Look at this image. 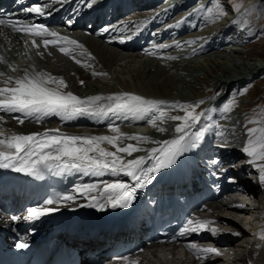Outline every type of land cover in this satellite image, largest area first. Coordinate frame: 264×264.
I'll return each mask as SVG.
<instances>
[{
  "label": "bare ground",
  "instance_id": "obj_1",
  "mask_svg": "<svg viewBox=\"0 0 264 264\" xmlns=\"http://www.w3.org/2000/svg\"><path fill=\"white\" fill-rule=\"evenodd\" d=\"M212 1L196 0L194 2H204V4L198 9L196 15L190 16L188 19L189 25L180 21L186 12L178 13V9L174 7L167 8L165 1H156L138 11H129L125 14L122 12L123 15L117 20L118 26L116 29L124 30L126 27L132 29L138 25L145 26V33L149 31L156 32L155 39L160 41L165 40L170 31L181 29L175 38L180 39L182 49H186L188 46L190 49L196 46L193 41L213 37L216 33V30H214L216 27V29L218 27L225 28L221 31L224 35L234 32L233 22L227 27L225 25L230 22L227 17L219 20V22L216 17L205 19L209 8L215 7ZM64 8L71 11L76 6ZM174 17H178L177 20ZM196 18L198 19L196 20ZM204 19L208 21L206 22ZM165 20H172L174 25L170 31H165L162 34L158 30L163 27ZM211 20H216V24H212ZM201 21L209 27H203L204 24ZM247 21L242 24L253 33L254 36L249 38L253 39L252 42L255 44H261L263 39L256 36L258 31L263 30L261 22L259 21L256 29H254L251 27V23ZM177 32L174 31L173 33L176 34ZM244 32L245 30H242L241 33ZM59 35L78 41L77 36ZM5 36L0 33V42L4 45L7 41ZM23 38L32 40L33 36L24 35ZM97 41L90 37L84 41V48L95 59H91L87 55L80 56L77 54V59L81 61V64H77L71 56L62 53L57 46L49 45L44 48L42 41L36 52L39 53L41 61H43V64L40 65L45 67L44 70L54 73V76L63 77L66 81L68 88L64 91H71L81 98L139 93L142 97L165 101L166 103L160 107L165 111L166 117L185 115L180 108L171 107L174 103L196 104L199 101H204L194 110L196 114L203 111L200 122L189 131L195 132L203 126L212 125L197 148L178 157L176 164L172 167L154 173L155 178L151 184L143 189H137L132 207L140 211H144L146 208L151 210V207L159 208L169 203L172 195H174L181 198L185 205H191L190 210L193 212L194 222L211 221L208 228H215L217 231L215 233L208 232V230L188 231L183 234L178 243L182 247L173 245L167 248L168 251H150L147 255L146 250H144L133 256L137 261L128 260L117 264H264V243L261 244V239H259L261 232H264V184L259 181L258 169L248 163L250 157L242 151L249 138L247 129L264 128L263 56L260 60L253 61L250 57L256 53L252 49L223 52L222 54L217 53L216 49H197L199 54L205 55V57L201 55L200 58L202 59L198 62L194 61L198 56L189 58L190 55H187L184 57V59L188 58L185 64H162L155 62V59L154 61L146 60L139 53H121L118 50L106 47L104 44H99ZM15 44L14 50H12L13 48L10 49L13 56L12 54L9 56H11V67L13 66L17 71L9 74L10 65L3 60V63L7 64V68L4 70L7 73L0 75L1 88L11 87L12 84L7 83L8 78L11 77L14 81L16 78L23 76L25 70L28 72H44L37 65L33 69V65L35 66L39 61L35 59L36 52L33 50L32 42V47L21 39L20 41L15 39ZM235 44L237 43L225 41L220 46L222 48H232ZM173 51L167 50L162 52V55L164 57L169 56ZM40 53H43V55ZM46 59L48 60L46 61ZM94 73H107V75H94ZM81 80L84 81L83 84L80 83ZM181 84L182 89L180 88ZM185 85L186 87H184ZM257 85H263L261 97L252 92L257 89ZM233 99L236 103L232 106V110L226 114L223 113L221 104L224 102L231 103ZM107 102L108 100L105 99V101L102 100L98 104L106 107L109 104H106ZM256 103H258L259 109L255 112L250 111L249 109ZM210 107L214 114L213 120L208 118ZM251 114H253L251 120L257 121L256 123H249L247 118ZM12 115L24 118L25 122L24 124L18 123L17 126H13L14 124L8 125L11 123L8 113L0 111V116L4 118L0 121V131H3L5 135L11 134L7 131L10 126L12 133L24 135L59 129L60 133L63 134L88 137L115 135L111 131L112 127H118L121 133L132 136L134 133L133 126L142 127L140 124L133 122H131L132 125H128L125 120L129 119L130 116L124 117L123 114L113 113L102 114L99 117L79 116L71 120H63L58 115L46 116L42 120L24 117L22 113H13ZM157 122L159 123H157V127L150 125L141 129L142 137H149V141H133L130 139L122 141L124 145L131 143L141 148V151L133 153L132 156L121 154L124 155L126 160L145 156V166L151 167L155 161L148 159L150 149L161 148L163 147V141L174 139L179 135L175 132V127L182 121L165 118L157 120ZM158 127H163L166 131H158ZM152 141L161 143L158 144ZM103 147L110 151L115 150L108 144H104ZM179 169H183L180 175L177 174ZM17 175H24V173L17 172ZM116 180L130 184L135 183L130 177L124 175L116 177L110 174L83 184L96 183L102 185L103 182H114ZM76 186L72 187L70 193L73 192ZM172 190H174V193H172ZM73 194L76 195L75 201L60 202L51 206L59 210L44 215L47 220L72 214L78 211L80 207L91 202L85 196ZM14 205H17L14 198H10L9 201L2 199L0 195V231L2 232L16 230V221H11L7 215L8 209ZM26 205L28 207L21 210L24 214H28L27 209L38 207V205ZM115 209L124 210L121 208ZM19 219H22V217ZM192 227H195V224ZM260 227L263 228L260 230ZM227 233L228 235L225 236ZM236 233H239V235H236ZM191 243H195L201 248L214 247L219 250L221 255L202 253L198 258L188 247ZM99 249L97 248V250ZM178 249L181 252H175ZM182 252H188V254H182ZM102 261L100 259L99 264H102Z\"/></svg>",
  "mask_w": 264,
  "mask_h": 264
},
{
  "label": "snow or ice",
  "instance_id": "obj_2",
  "mask_svg": "<svg viewBox=\"0 0 264 264\" xmlns=\"http://www.w3.org/2000/svg\"><path fill=\"white\" fill-rule=\"evenodd\" d=\"M63 4L66 0H56ZM84 7L91 8L96 0H81ZM216 10L225 14L220 5ZM25 13H32L39 16L45 15L43 8L35 4L23 9ZM211 13V9L208 10ZM69 24L72 21H68ZM0 25L9 26L13 31H21L33 37L41 38L44 48L49 45L59 47V50L65 55H69L77 64L81 61L77 59L80 56L87 55L91 59L90 53L84 48V45L78 41L72 40L67 36H61L55 31L49 30L42 24H23L20 21L11 19H0ZM107 30V29H106ZM194 43V41H193ZM32 44L39 48L36 40ZM165 47H168L165 45ZM176 47H180L179 44ZM43 55V53H40ZM3 58H0L2 60ZM172 59H175L172 57ZM88 66V65H82ZM16 71L15 68L12 69ZM94 75H107V73H94ZM7 83L11 87L0 88V111L12 114L22 113L24 117L42 120L43 117L58 115L63 120H71L79 116L99 117L102 114H124L134 119H144L149 113L156 112L155 119L149 120L153 127H157V120L171 119L182 121L175 127V132L179 135L171 140L163 141V147L150 149L148 159L154 160L151 167H146L145 156L135 159H125L124 155L132 156L133 153L141 151V148L135 144H122V141L130 139L133 141H149V137L126 136L120 132L118 127H112L111 131L115 135L101 136H75L60 133L59 129H50L44 133H32L28 135L11 133L5 135L0 131V169H11L14 172L24 173L36 178H43L46 174L64 175L76 174L103 177L107 174L119 177L121 175L130 177L134 184L121 180L114 182H103L101 184L89 183L77 185L72 193L57 194L55 198H48L44 204L38 207L27 209L28 219H39L40 217L58 211L54 207H47L54 203L69 202L76 200V194L85 196L91 202L88 207L104 210L107 206L111 208L129 209L132 207L136 198L137 189H143L154 180V173L160 172L164 168H170L176 164L178 157L199 146V143L210 131L212 125L201 127L198 131H189L200 122L202 114H196L195 109L203 104L199 101L196 104H178L171 105L173 108H180L185 115H175L166 117L165 111L160 107L165 101L149 100L142 96L122 93L116 96L101 97L91 96L81 98L74 95L71 91H64L68 84L63 77H56L47 72H28L12 81L9 77ZM84 83L83 80L80 81ZM108 100L112 103L102 107L98 102ZM236 101L223 106L222 112L228 113ZM4 118L0 116V121ZM15 119L20 124H24V118L16 116ZM255 120H249V123H256ZM158 131L165 132L166 129L158 127ZM258 134V135H257ZM247 144L242 151L250 159L248 163L258 169L259 181L264 184V128H248ZM161 143L159 141H152ZM104 144L111 145L115 150L110 151L103 147ZM261 162V163H258ZM12 219H17L12 217ZM211 221L194 222L188 221L189 227L185 232H198L208 230L213 233L215 228H208ZM195 224V227L192 225ZM183 234V233H182ZM239 235V233H236ZM261 239H264V232H261ZM19 248L27 247L25 243H18ZM198 258L201 254L221 255L218 249L214 247L201 248L195 243L188 245Z\"/></svg>",
  "mask_w": 264,
  "mask_h": 264
},
{
  "label": "rangeland",
  "instance_id": "obj_3",
  "mask_svg": "<svg viewBox=\"0 0 264 264\" xmlns=\"http://www.w3.org/2000/svg\"><path fill=\"white\" fill-rule=\"evenodd\" d=\"M212 4L215 7L214 8H209L212 11H211V13H209V11L206 12L207 17L205 19H209L210 17L211 18L216 17V19L219 22V20H223L226 17L229 18L230 20H232L234 17H236V18H234V19H236V21L235 22L233 21V28H236L237 24L240 25V27H244V25H241V24L244 21L248 20L247 22L251 23V27L256 29V27L258 25V22L259 21L261 22L263 30L258 31V35H256L257 38L261 37L263 39L261 44H259L260 46L258 44H255L254 42H252L253 39H250V38H252L254 35H253V33L251 31L247 30L246 27H244V29H243V31L245 30V32L242 33V34H239L238 37L243 40V43H244V46H245L244 47L245 50L246 49H250V50L252 49L253 51H255L256 54H254L253 56L250 57V58L253 59V61L254 60L255 61L256 60H260L262 58L261 56H263V58H264V54H263L264 53V38H263L264 37V1H260V0H213ZM217 5H220L223 8L225 14H221L220 12H218L216 10V6ZM197 19L198 18H196V20ZM205 19H204V21L207 22L208 20H205ZM202 21H203V19H202ZM202 21H201V23L204 24ZM215 22H216V20L215 21L211 20L212 24H214ZM217 24H219V23H217ZM203 27L208 28L209 26L204 24ZM13 42L15 43V39L13 37H9V39L6 41L5 45L3 44L5 46V50H6L5 54L7 56H9L10 54L13 53L12 50H14V47L17 44L16 43L14 45ZM196 42H198V41H196ZM10 49H12V50L10 51ZM261 52H262V54H261ZM201 59L202 58L198 57V58L194 59V61L198 62ZM161 60H162L161 58H155V62H160L161 63ZM149 61H154V59H150ZM5 62L8 63V61H5ZM5 62L3 63V60L2 61L0 60V70H2V71L6 70V68H7V64H5ZM262 83H264V82H262ZM262 86H260V85L258 86L257 85V87H256L257 89L252 91L253 94L256 93L257 96L259 95V97H261L260 94L263 91V87ZM182 87L183 86L181 84L180 88L182 89ZM184 87H186V85ZM103 101H105V100H103ZM108 103L111 104V101H108L106 104H108ZM226 103L224 102L221 105L224 106ZM228 103H230V102H228ZM210 108L208 110H211L213 107L211 109ZM258 109H259L258 103H256L249 110L255 112ZM202 112H200L199 114H203ZM252 117H253V114H251L247 119L251 120Z\"/></svg>",
  "mask_w": 264,
  "mask_h": 264
}]
</instances>
